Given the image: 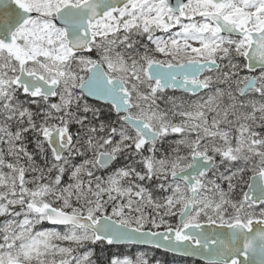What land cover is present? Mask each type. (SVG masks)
<instances>
[{"label": "rangeland", "instance_id": "obj_1", "mask_svg": "<svg viewBox=\"0 0 264 264\" xmlns=\"http://www.w3.org/2000/svg\"><path fill=\"white\" fill-rule=\"evenodd\" d=\"M18 1L37 16L15 33L14 61L3 60L0 68V218H8L1 222L0 264H69V244L78 246L94 241V235L86 230L39 227L46 219L31 207L50 206L52 200L60 201L68 213L91 219L108 217L126 226L138 230L148 228L153 232L179 231L189 225L211 222L231 225L264 220V206L254 207L244 202L246 189L241 199L237 197L240 175L264 172V137L257 138L253 132L254 127L264 125V73L255 75L256 87L246 97L240 96L243 100H238L236 96L241 95L242 87L250 78L241 63L247 43L221 35L213 23L202 18L204 14L215 13L243 23L250 31H258L264 26L262 3L234 0L225 7H214L207 0H192L182 16H178L170 11L166 0H137L120 12L106 16L92 28L94 56H71L64 31L54 27L53 20L56 12L66 4L77 5L86 0ZM148 39L153 53H148ZM22 61L28 74H37L48 82H59L51 110L39 106L40 99L33 100L16 85ZM208 61L217 62L220 68L201 79L209 86V91L199 96L157 91L147 75L152 64L167 66ZM95 63L102 64L116 75L115 78L125 82L132 96L131 116L145 121L160 136L158 141L145 144L135 131L126 129L121 116L119 119L124 127L119 131L111 129L108 122H97L102 131L116 136L104 153L116 159L121 156L122 160L123 143L129 148L133 145L136 152L147 151L143 165L147 171L146 179L149 181L155 174L162 175V183L154 187L135 184L119 191L118 183L131 175V169H115L107 178H95L88 168L82 180H78L77 174L85 171L86 163H83L71 167L69 177L73 176V181L35 184L28 188L22 168L10 160H3L5 153L18 156L25 151L15 135L30 129L29 125L24 126L23 118L32 121L38 111L41 119L46 121L47 117H43L46 111L50 114L60 110L66 117L51 114L52 121L42 127L43 137L47 142L49 136L61 128L72 140L68 127L71 109L79 108L82 101L90 102L77 88L88 77V67ZM243 69L245 73H242ZM224 88L229 90L227 95L222 91ZM91 103L98 107L86 104L80 109L89 121L98 120L101 114L107 113L108 105ZM111 111L114 112L112 108ZM83 116L80 120L85 119ZM173 135L179 136L186 152L180 156L173 150L162 151L163 154L154 152L160 142ZM103 136L107 142L109 135L103 133ZM98 142L104 143L100 137ZM195 156L218 161L207 175L196 180L199 193L192 213L179 227L177 219L189 199V189L183 182L172 180L171 176L188 168ZM75 157L71 148L63 160L67 163ZM156 191L161 193L156 195ZM96 213L100 216H95ZM149 261V255L139 251L134 259L126 256L115 259L112 264H149Z\"/></svg>", "mask_w": 264, "mask_h": 264}, {"label": "water", "instance_id": "obj_2", "mask_svg": "<svg viewBox=\"0 0 264 264\" xmlns=\"http://www.w3.org/2000/svg\"><path fill=\"white\" fill-rule=\"evenodd\" d=\"M137 0H86L80 4L69 3L55 14L53 25L64 31L67 49L71 56L87 55L92 52L95 38L92 28L106 16L120 12ZM192 0H166L170 11L182 16L187 4ZM214 7H224L234 0H207ZM263 5L264 0H255ZM36 14L18 0H0V51L14 55L17 40L15 33L29 24ZM219 30L221 35L239 38L247 43L244 55L246 71L255 73L264 71V26L258 31H249L241 22L224 19L218 14H204ZM217 62H188L181 65L163 66L152 64L147 69L149 80L154 82L156 90L180 92L193 96L204 93L208 86L200 78L207 71H216ZM88 77L77 90L83 97L94 103L110 106L122 116L124 125L135 131L145 142L151 144L159 139V133L152 130L145 121L131 116V95L121 79H111L100 63L89 66ZM16 85L32 98L42 96L55 98L59 82H48L37 74H28L25 62H20ZM256 80L250 77L242 87L241 95L256 87ZM48 146L54 158L60 160L71 146L68 134L57 128L48 138ZM115 162V157L101 153L97 165L107 170ZM216 160L207 156H195L188 168L171 176L172 180L183 182L189 189V199L178 217V226H182L193 210L198 196L196 180L208 174ZM243 200L246 204L258 207L264 205V172L249 178ZM40 216L46 218L52 228H75L86 230L94 235L95 242H103L113 247H136L154 249L174 257L193 260L202 264H264V220H252L246 225H231L214 222L189 225L181 230L166 229L160 231L138 230L108 217L91 219L87 216L63 212L52 206H32Z\"/></svg>", "mask_w": 264, "mask_h": 264}, {"label": "trees", "instance_id": "obj_3", "mask_svg": "<svg viewBox=\"0 0 264 264\" xmlns=\"http://www.w3.org/2000/svg\"><path fill=\"white\" fill-rule=\"evenodd\" d=\"M146 43L149 45L147 46L148 53H153L154 51H152V43H150L149 39L146 40ZM91 54L92 53H90L89 55ZM0 55L2 57V59H0V68L3 67V60L14 61L13 56H10L4 52H0ZM92 56L94 55L92 54ZM157 61L161 62L159 59H157ZM241 61V63L245 65L244 59H241ZM106 72L110 75L111 78H115L116 75H114L110 70H106ZM242 73H245V70ZM219 87L221 88L220 85ZM222 91L226 95L229 92L227 88H224V90ZM247 94L242 97H246ZM240 96L241 95H238L236 97L238 98V100H243V98ZM86 104L98 107L97 104L82 101L79 108L71 109V116L69 120L70 124L68 125V127L69 133L70 135H72L70 149L72 148V153L74 154V156H76L74 159H71L66 163L67 160H63L65 158V154L60 160H55L45 138L43 137L44 132L42 127L47 126V123L42 121L40 113L37 111L33 116L32 125L31 127H29L30 129L23 132L20 131L15 134L18 142L25 148L23 154H19L18 156H14L13 154L12 156H7V154L5 153L6 156L3 160H10L12 161L11 163L13 165L17 164L22 168L23 175L27 181L26 186L28 188H30L29 186L34 187L35 184L41 186L43 183H49L50 185H53L73 181V176L69 177L70 169H72L71 167L83 165V163H86L85 171L77 174L76 178H78V180H82V177L85 175L88 168L92 170L91 172H93L95 178H107V176H109L115 169L127 168L132 170L131 175L118 183L117 187L119 191H124L125 189H129L130 187H134L136 185H138V187H146L145 185L147 184L148 187H154L161 184L162 175L155 174L153 175L151 180L147 181V171L144 170L143 165H145L144 162L147 159L148 152L138 150L140 152L138 153V151L136 152V149L133 148V145H131L129 148V146L123 143L121 151V153L123 154L122 160L120 158L121 156L119 157V159H115L114 164L107 170H101L99 167H97L95 158L99 156L101 152H107L109 149L108 147L116 140V136L111 132H106L104 130L102 131L100 127L97 126V122H108L110 128H115L116 131H119L120 128H123L124 126H122L119 116L115 115L114 112L111 111V108H109L108 106H106V109H108L107 113L101 114V118H98V120L93 119L89 121L88 117L83 116V114L80 113V109H82ZM53 115L60 118L66 117L65 113L60 110H56ZM81 116L85 117V119L80 120ZM0 122H2V119H0ZM126 129L128 130L129 128L126 127ZM253 132L257 135V138L264 137V125L254 127ZM103 133L109 135L107 137V142L104 141ZM99 137L102 138L104 142L101 145V142H98ZM178 137L179 136L177 135L167 137L168 139L166 138L163 143H159L157 147L158 150L154 152H156L157 154H163L162 151L167 153L169 150H173V153H175L176 156L182 155V153L186 152L187 149L185 148V145H182V143L178 140L180 139ZM217 161L218 160H216V162ZM232 164L233 167L237 166L234 165L236 164V161H234ZM240 176L241 184H237L235 180L233 181L234 185H238L239 192L237 194V197H239V199H241L243 191L247 187L248 179L251 176V173H243ZM164 179L168 180L166 177ZM160 193V191H156V195H159ZM237 197L234 196V200H236ZM49 205L63 212H65V209L67 208L66 206H62L60 201L57 200L49 201ZM95 216H100V213H96ZM7 219L8 218H0V231L2 230L1 222L6 221ZM39 227L48 228L46 223L39 225ZM144 230H148V228H145ZM68 246L71 252V260L69 261V264H112L115 259L123 258L126 256L134 259L136 252L139 251L143 252L145 255H149V264H177L183 261L186 263L192 262L189 260L174 258L173 256L164 254L154 249L124 246L113 247L103 242H84L82 244H79L78 246H74V244L71 243ZM192 263L201 264L197 262Z\"/></svg>", "mask_w": 264, "mask_h": 264}, {"label": "flooded vegetation", "instance_id": "obj_4", "mask_svg": "<svg viewBox=\"0 0 264 264\" xmlns=\"http://www.w3.org/2000/svg\"><path fill=\"white\" fill-rule=\"evenodd\" d=\"M227 6V5H226ZM225 7V6H224ZM263 7V6H262ZM263 9V8H262ZM245 61V60H244ZM245 67H246V64H245ZM209 72H211V71H207V72H205L204 73V75L200 78V81H201V79L202 78H204ZM247 72V71H246ZM260 73H264V71H258V72H255V73H248L247 72V75L249 76V77H254L255 78V75H257V74H260ZM256 79V78H255ZM202 82V81H201ZM59 88H60V85H59ZM58 91H59V89L57 90V93H58ZM127 91L129 92V90H128V88H127ZM24 92V91H23ZM166 92V91H165ZM32 98V97H31ZM56 98V97H55ZM55 98H52V99H49V98H46V97H42V96H40L39 98L38 97H35V98H32L33 100H35V101H38L39 99V102H41V104H39V106L40 105H42L43 107H44V109H48V111L49 110H51V108H52V104H53V102H54V100H55ZM45 102V101H47L46 102V104H44L43 102ZM37 106V105H36ZM35 106V107H36ZM53 115V113H50L49 114V112H47L46 111V113H44L43 114V117L45 118V117H47L46 118V121L44 120V119H42V121L43 122H46L47 123V125H49V123L52 121V118H50V115ZM28 121H29V124H28ZM28 121H27V119L26 118H23V124H24V126L25 127H28V125H29V127H31V125H32V121L31 120H29L28 119ZM50 148V147H49ZM51 150V149H50ZM51 152H52V154H53V157H54V153H53V151L51 150ZM32 208V207H31Z\"/></svg>", "mask_w": 264, "mask_h": 264}]
</instances>
